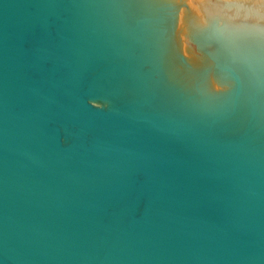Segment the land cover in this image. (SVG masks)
<instances>
[{
  "label": "water",
  "instance_id": "95a60500",
  "mask_svg": "<svg viewBox=\"0 0 264 264\" xmlns=\"http://www.w3.org/2000/svg\"><path fill=\"white\" fill-rule=\"evenodd\" d=\"M0 264H264V0H0Z\"/></svg>",
  "mask_w": 264,
  "mask_h": 264
}]
</instances>
